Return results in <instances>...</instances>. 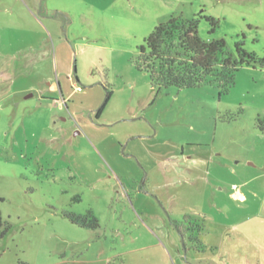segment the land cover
<instances>
[{
  "label": "rangeland",
  "instance_id": "374dc122",
  "mask_svg": "<svg viewBox=\"0 0 264 264\" xmlns=\"http://www.w3.org/2000/svg\"><path fill=\"white\" fill-rule=\"evenodd\" d=\"M178 14L216 17L212 33L201 20L203 38L224 37L234 54L242 41L264 58V0H0V210L10 225L0 264H149L153 253L152 264H264V65L241 67L225 93L212 84L154 88L136 65L139 48ZM240 109L237 121L223 120ZM216 140L224 155L212 156L201 212L203 182L180 185L170 218L187 233L174 244L139 208L152 210L149 199L135 203L144 175L137 185L111 164L133 146L191 155L214 151ZM234 184L249 201L232 198ZM67 212L91 213L99 227Z\"/></svg>",
  "mask_w": 264,
  "mask_h": 264
},
{
  "label": "trees",
  "instance_id": "16d2710c",
  "mask_svg": "<svg viewBox=\"0 0 264 264\" xmlns=\"http://www.w3.org/2000/svg\"><path fill=\"white\" fill-rule=\"evenodd\" d=\"M202 19L210 23V33L218 27L219 20L212 15L197 14L189 18L178 14L157 25L145 38L139 48L136 65L150 75L154 88L161 90L169 86L189 88L212 84L220 88L221 93H225L235 84L236 73L241 67L256 63L264 65V58L246 50L242 41L236 43L234 54L230 52L224 37L203 38L199 33ZM110 96L111 92L107 91V100ZM101 111L102 108L97 116ZM239 112H230L223 120L237 119L242 109ZM66 217L82 227H99L98 218L91 213L77 215L67 212ZM184 223L174 221L175 228L182 236L187 233ZM193 228L186 227L188 230ZM198 228L200 233L203 226L199 224ZM9 230L10 225L0 210V239L7 236Z\"/></svg>",
  "mask_w": 264,
  "mask_h": 264
},
{
  "label": "crops",
  "instance_id": "0c3cea01",
  "mask_svg": "<svg viewBox=\"0 0 264 264\" xmlns=\"http://www.w3.org/2000/svg\"><path fill=\"white\" fill-rule=\"evenodd\" d=\"M53 90H57L58 86L57 84L53 83L52 85ZM243 114V112H242ZM241 114V115H242ZM240 115V117H241ZM240 117L237 119H234L237 121ZM234 120H224L225 122H230ZM264 130V125L261 127ZM131 133H127L124 138H121V140L126 139ZM156 134V133H155ZM149 135H145L142 140H145L146 137ZM217 140L214 142L213 149L208 148V150L200 151L195 153H192L191 155H186L185 148L183 147L181 152L179 151V147L174 149V146H171L169 148H165V150H159L158 146L160 143L154 142L152 144V150L147 147V153L150 151V153L146 154L142 151H140L137 146H133L131 153H123L118 152V158L121 166L117 167L115 163L111 166L113 168L112 171L114 173H120L119 176L125 175L124 178H127L128 180L133 179L135 180V184L137 183V180H140L143 175V181L140 183L138 189L136 188V192L134 194V198H136L135 203L138 204V201L141 198V193L145 195L144 197L146 199H149L150 204L154 206L152 210H148V207H145L146 202H142L139 205V208H144L145 212L144 214L151 213V215H155L157 217L152 218V222L154 226H165L169 232V238L174 243L179 245L181 237L179 236V232L176 230L174 222H171V220H177L180 223L183 219H172L170 218L171 215L174 216L173 212H176L175 214H179L178 209L174 208L176 198L178 195H181V184H190L192 181L201 180L203 189H200L199 193L197 191V198H196V206L200 207V212L202 210V206L204 205V200L207 195V189L208 185H211V175L212 173V167H215L214 165V159H212L213 155L222 156L224 155L221 151V147L219 149L216 148ZM144 142H140L138 144H142ZM230 145L232 143L231 140L228 142ZM136 144V145H138ZM209 144V143H205ZM226 146H224L225 148ZM115 148V147H114ZM114 148L108 147V153L110 156H112L115 159V151ZM218 150L217 153H215V150ZM250 164H253V162L250 161ZM124 172V173H123ZM214 172V171H213ZM210 176V179H209ZM255 178V177H253ZM214 185L217 181L218 183L221 181V179L217 176L216 178L213 177ZM192 183V184H193ZM139 183H137L138 185ZM247 184V183H246ZM233 187L234 190L231 191L230 195L232 198L241 200V201H249V198L244 192V189L242 188L243 185H237L234 184ZM130 186H132L130 184ZM195 186V184H194ZM241 186V187H240ZM180 189L178 192L177 190ZM256 189V188H255ZM198 204V205H197ZM167 206V208L171 209V214L168 216L161 206ZM215 205V204H214ZM249 206H246L248 208ZM184 209V208H183ZM188 210V209H187ZM186 209L183 211H187ZM184 215H186L184 213ZM205 214H201V218L206 219L204 216ZM177 218V217H175ZM151 231H153L152 226L147 224ZM184 225V224H183ZM134 240L137 239V237H133ZM147 248V246H145ZM181 255V249L178 251V256ZM154 258L148 254V259L150 261L149 264H152L156 261V255L153 253ZM141 260H144V257L140 258ZM139 264V263H137ZM181 264H189L186 262H181Z\"/></svg>",
  "mask_w": 264,
  "mask_h": 264
},
{
  "label": "water",
  "instance_id": "95a60500",
  "mask_svg": "<svg viewBox=\"0 0 264 264\" xmlns=\"http://www.w3.org/2000/svg\"><path fill=\"white\" fill-rule=\"evenodd\" d=\"M30 95H32V94H30Z\"/></svg>",
  "mask_w": 264,
  "mask_h": 264
},
{
  "label": "built area",
  "instance_id": "2783aa9c",
  "mask_svg": "<svg viewBox=\"0 0 264 264\" xmlns=\"http://www.w3.org/2000/svg\"><path fill=\"white\" fill-rule=\"evenodd\" d=\"M236 187V186H235Z\"/></svg>",
  "mask_w": 264,
  "mask_h": 264
}]
</instances>
